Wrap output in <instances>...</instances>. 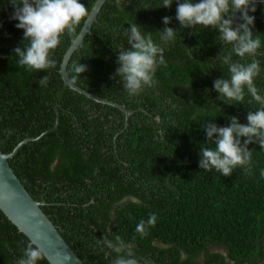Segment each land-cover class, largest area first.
<instances>
[{
  "label": "trees",
  "instance_id": "obj_1",
  "mask_svg": "<svg viewBox=\"0 0 264 264\" xmlns=\"http://www.w3.org/2000/svg\"><path fill=\"white\" fill-rule=\"evenodd\" d=\"M96 1L80 0L89 13ZM161 4L121 0L117 7L107 0L68 64L76 85L136 112L126 125L123 111L64 86L63 57L87 18L75 36L61 37L52 54L56 68L28 72L14 53L28 45L24 30L11 19L10 0H0V147L11 152L22 140L53 129L58 109V128L23 144L9 161L32 196L45 201L43 210L86 264H110L114 258L96 244L104 235L120 236L138 258L153 264H264V149L248 146L250 173L237 167L224 177L199 167L200 148L215 147L207 141V123L229 126L235 116L247 124L248 112L258 105L247 103V93L245 104L219 99L213 82L229 73L218 56L231 46L211 27L183 28L175 0L170 8ZM255 6L249 15L255 17L253 35L261 39L258 55L240 60L233 54L232 59L259 62L255 84L264 94V3ZM165 16L171 18L168 25ZM130 23L151 32L156 43L165 27L177 31L164 52L167 67L157 70L158 85L138 96H129L115 76L118 50L129 47L124 30ZM74 63L88 69L75 80ZM46 75L47 86L40 87ZM63 86L59 103L66 110L57 104ZM151 213L156 225L141 237L136 225ZM29 242L0 209V264H16ZM38 264L51 263L45 258Z\"/></svg>",
  "mask_w": 264,
  "mask_h": 264
},
{
  "label": "clouds",
  "instance_id": "obj_2",
  "mask_svg": "<svg viewBox=\"0 0 264 264\" xmlns=\"http://www.w3.org/2000/svg\"><path fill=\"white\" fill-rule=\"evenodd\" d=\"M115 2L117 7H121V0ZM10 3L14 8L11 19L19 21L15 27L24 30V41H28L27 46L15 48L14 53L18 57V65L28 72H48L56 68L52 54L61 45V37L75 36L77 27L89 16L88 8L80 0H10ZM172 3L173 0H162L160 7L170 8ZM255 11V0H183L176 8V19L183 28L198 25L211 27L218 31L224 45L231 46L227 54L221 51L218 56L227 65L229 73L228 78H218L213 82L220 94L219 99L229 104H245L247 93L251 96L247 103L258 105L257 111L248 112L247 124L240 123L233 116L229 126L207 123L204 129L207 141H212L215 147L200 148L199 167L205 171L215 169L224 177H230L237 167L251 172L253 161L252 150L248 147L250 144L256 143L264 149V94L255 84L262 69L254 59L248 63L232 59L233 54L240 60L258 55L261 39L259 35H253L255 17L249 15V12ZM235 12L240 13L241 22L234 27L237 19ZM162 21L168 25L171 18L165 16ZM130 25L124 30L129 47L118 50L115 76L119 77L129 96H138L146 88L158 85L159 81L155 78L157 70L161 66L167 67L164 52L169 44L174 43L177 31L165 27L159 31L160 43H156L151 32H145L136 23ZM87 70L86 65L74 63L73 80L80 78ZM48 81L49 75H46L38 83L40 87H45ZM241 138L246 139L242 141ZM156 222V214L151 213L147 221H139L135 231L141 237H146L148 228L154 227ZM43 238L42 235L37 236V239ZM96 244L101 250H109L106 255L115 254L110 264H153L147 258H138L131 244H126L120 236L109 239L104 235L102 239H96ZM45 258L44 248L29 242L16 264H38Z\"/></svg>",
  "mask_w": 264,
  "mask_h": 264
},
{
  "label": "water",
  "instance_id": "obj_3",
  "mask_svg": "<svg viewBox=\"0 0 264 264\" xmlns=\"http://www.w3.org/2000/svg\"><path fill=\"white\" fill-rule=\"evenodd\" d=\"M106 1L107 0H97L95 2L89 16L63 57L60 73L64 81V86H68L70 89L97 103L109 105L123 111L126 115V125H128L130 116L136 112L127 109L125 105L99 97L79 87L72 81L68 72L70 59L83 43L86 36L91 33L93 24L97 21L98 15ZM175 1L178 4L181 3L180 0ZM260 2L264 3V0H255V3ZM234 16L237 18L234 22L235 27L239 24V12H235ZM64 86L58 95L57 104L66 110V108L59 103L60 94ZM137 112L144 111L139 110ZM59 123L60 114L57 109L56 125L53 129L44 132L38 137L22 140L11 152H4L0 147V209L35 246L40 245L44 248L46 258L51 264H86L74 248L68 243L57 225L43 210L42 205L45 204V201L36 200L32 196L9 161L23 144L30 140H40L49 132L57 129ZM38 235H42L44 238L37 239Z\"/></svg>",
  "mask_w": 264,
  "mask_h": 264
},
{
  "label": "rangeland",
  "instance_id": "obj_4",
  "mask_svg": "<svg viewBox=\"0 0 264 264\" xmlns=\"http://www.w3.org/2000/svg\"><path fill=\"white\" fill-rule=\"evenodd\" d=\"M212 252H220L222 254H226V250L223 248H210Z\"/></svg>",
  "mask_w": 264,
  "mask_h": 264
}]
</instances>
